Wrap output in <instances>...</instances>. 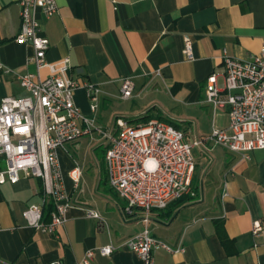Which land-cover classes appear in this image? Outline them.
Listing matches in <instances>:
<instances>
[{"label": "crops", "instance_id": "obj_1", "mask_svg": "<svg viewBox=\"0 0 264 264\" xmlns=\"http://www.w3.org/2000/svg\"><path fill=\"white\" fill-rule=\"evenodd\" d=\"M19 2L0 0V64L10 71L0 75V100L28 95L19 75L37 79L49 75L47 68L37 70L29 62L33 48L15 41ZM56 4V13L48 18L35 12L40 34L49 42L45 60H69L68 75L81 85L74 91V104L101 131L90 137L106 140L104 153L118 118L160 117L176 122L188 137L194 119L211 112L205 102L207 78L213 75L216 85H223V51L243 60L264 45V0H56ZM185 38L191 43L192 61L183 53ZM125 78L133 82L127 99L121 93ZM83 84L100 90L95 111ZM227 121L225 110L212 112L211 130L225 128ZM70 147L56 151L71 207L53 233L29 227L23 216L28 206L43 204L40 179L21 175L17 183L0 184V264H81L90 250L94 255L89 264H141L126 245L143 228L141 213L125 212L126 202L108 184L104 156L89 175ZM193 156L194 195L150 216V235L172 249L155 247L154 264H264V149L244 156L204 141ZM75 165L81 171L76 189L68 176ZM49 202L53 210L51 201L44 203L45 222ZM90 211L98 217H91ZM256 221L262 230L254 234ZM106 245L113 247L108 256L98 252Z\"/></svg>", "mask_w": 264, "mask_h": 264}, {"label": "built area", "instance_id": "obj_2", "mask_svg": "<svg viewBox=\"0 0 264 264\" xmlns=\"http://www.w3.org/2000/svg\"><path fill=\"white\" fill-rule=\"evenodd\" d=\"M20 28L15 41L29 44L33 56L29 62L36 69L47 68L49 75L37 79L32 74L18 76L28 95L6 96L0 100V184L17 183L24 175L40 179L43 204H32L24 213L26 224L43 233H53L65 222L71 200L65 190L58 166L57 149L77 142L96 129L74 104V91L81 86L69 77L67 58L48 63V39L42 36L36 17L40 10L48 18L57 11L56 0H20ZM183 53L193 60L190 41L185 38ZM223 85H216L215 77L207 78L205 102L213 114L227 112L225 128L213 127L204 139L189 141L180 128L151 118L130 123L115 120L116 133L108 137L104 153L107 180L111 189L126 202L125 212L141 213L143 228L126 241L141 264H154L153 249L161 247L172 251L163 242L152 237L148 228L154 210L165 209L170 203L185 196H193L192 178L195 170L193 150L204 141L212 142L228 151L246 156L264 149V45L248 59H237L226 51L222 55ZM0 64V75L9 73ZM86 97L95 111L99 88L83 84ZM133 82L125 78L121 83L122 98L131 97ZM2 162V166H1ZM74 188L78 187L81 171L75 165L68 173ZM51 201L53 210L49 221L42 219L44 203ZM91 217L98 214L90 211ZM262 230L256 221L252 233ZM113 247L98 249L101 255L111 254ZM94 251H87L81 264H89Z\"/></svg>", "mask_w": 264, "mask_h": 264}, {"label": "rangeland", "instance_id": "obj_3", "mask_svg": "<svg viewBox=\"0 0 264 264\" xmlns=\"http://www.w3.org/2000/svg\"><path fill=\"white\" fill-rule=\"evenodd\" d=\"M211 109V108H210ZM211 120H212V110L210 113H207V116H203V119L197 120L194 119L193 124L189 127V134L187 139L193 141L199 139L200 136H207L211 132ZM176 124V122H172ZM107 127V125H106ZM184 131V129L181 127ZM96 133V131H93ZM186 135V130L184 131ZM106 140L99 139L98 137H90V135L83 136L79 139V143L75 146L70 147L72 144H67L70 147V151L75 155L79 160V165L83 169L88 167L89 175L92 174V169L98 168L100 163L103 162L104 156V145ZM207 149V148H206Z\"/></svg>", "mask_w": 264, "mask_h": 264}, {"label": "trees", "instance_id": "obj_4", "mask_svg": "<svg viewBox=\"0 0 264 264\" xmlns=\"http://www.w3.org/2000/svg\"><path fill=\"white\" fill-rule=\"evenodd\" d=\"M153 117L151 116H143V117H140L138 119H135V120H132V121H129L130 123H135V122H139V121H147L149 119H151ZM159 120H162L160 117L158 118ZM168 123L172 124L175 128H180L177 124H174L172 123L171 121H167ZM187 199H190L188 196H185V197H182L181 199H178L177 201L173 202V205L176 206V205H179L183 202H186ZM48 213L47 215H49L52 211V205L50 204V202L48 203Z\"/></svg>", "mask_w": 264, "mask_h": 264}]
</instances>
